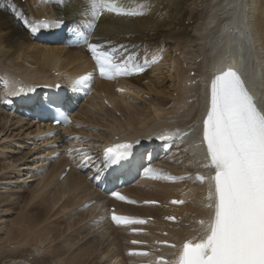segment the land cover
I'll return each instance as SVG.
<instances>
[{"label": "bare ground", "instance_id": "1", "mask_svg": "<svg viewBox=\"0 0 264 264\" xmlns=\"http://www.w3.org/2000/svg\"><path fill=\"white\" fill-rule=\"evenodd\" d=\"M199 1L207 3L206 5H208V3L214 4V0H117L119 6L124 7L125 9L145 11L146 14L129 17L114 16L104 13L97 22V26L94 30V33L92 34V37H95V40L92 42H103L105 43V48L123 44L127 46L129 51L138 53L141 61H143L145 58L152 60L153 56H156L157 58L160 57V60L162 59L161 61L158 60V62L160 61L161 63L152 66L149 70H145L139 75H134L130 78H124L121 80V83L125 86V91H127L125 95L123 93L116 94L113 90L114 85L111 82L97 81L94 83L92 86L94 89L93 95L86 98V101H84L85 103L80 104L78 109L73 112L72 117L74 119V123L64 130V132L71 133V131H73L76 132V134L80 133L83 129H73V127H76V121L77 125L87 124L89 127L90 125L108 127L107 123L110 124V122L103 121L104 118L97 115L94 111V108H99V111H105V113L108 112V110L103 108L105 106L101 102L103 97H107L112 108L116 109L122 115L125 114V116H127V118L125 116L123 117L127 119V121L125 120L126 125L124 126V123L118 122L117 127L119 128L115 129L117 131L114 132L116 134L103 133L102 130V133L94 135L88 130L83 131V133H89V135L94 136L95 139L97 137L98 139L96 140L99 141L100 144L110 140L115 136L120 137L123 140H136L142 137L139 132L142 128L138 127L145 126L144 128H146V125H150L152 120H158L160 117H165L166 115L168 116V114L174 113V110L176 108H180V106L184 107L186 104L185 100H188L187 97L189 94H187L185 91H180V81H184L185 87L188 89V91L194 92V94H198V92L203 90H201L202 86L199 84V82L196 84L194 83L196 86L191 85V83L189 86L186 85L187 81L192 80L187 78V76L184 77L180 71V67L176 63L177 59L172 56L173 52L178 49L180 50L182 44L195 39L199 40V42H203V45H198L201 46L198 51L202 56V64H199L200 68L198 67L197 72L199 79L203 78L208 84L210 79H212L215 74H218L220 71L231 67L233 69H238L241 76L247 81V83H249L251 87L256 86L253 84L260 83L264 90V0H243V2L248 1L247 5L245 4L247 8L244 7L243 10L242 8L237 9L235 6L238 0H236V2L225 0L227 1L226 5H222L223 2H225L224 0H216L218 3L213 5L211 10L213 11L212 14H216L214 17L217 18L212 19L213 17H210L207 14V17L200 21L202 23L199 24V26L197 24L199 27L198 31H200V33L198 36H194V34L192 35L190 33V29L193 28V24L186 25L185 21L192 20V23H195L196 25V20L201 14H203L204 11H193V9L188 7L190 3L191 5H196ZM149 2L152 5L150 9L140 8L141 4H147ZM81 7V0H64L63 4L58 3L57 0H11V3L9 0H0V65H2V67H9L11 71L10 73H5V71L2 69V72H0V89L4 88L1 86L3 83H5V91H3V96H1L2 91H0V108L3 110L6 108V106L1 104V101L3 99L12 97V92L21 89L22 91H28L30 89L37 90L38 87L48 85L53 87L56 81H60L61 83L68 82V80H65L64 77H66V79H72L75 75L81 74L90 69L91 63L88 61V56L84 47L63 48L57 41L50 42L49 39H37V36L42 34L41 31L35 34L31 32V25L34 24L35 21H39L41 19L47 20L46 15L49 17L48 21H52L50 18H53L52 16L54 15H56L58 19H69L70 22L90 19V17L77 15V13L80 12ZM215 10H217V12ZM245 12L246 21L243 18L240 21L238 16ZM23 14L26 15L25 18L22 17ZM232 14H236L237 19L235 17L233 18ZM205 16L206 15H204V17ZM23 25L27 28V30L22 27ZM214 27V32H217V41L215 40L216 43L213 46L209 47L208 45L207 47L206 43L211 42L213 37L211 36L212 40H209V42L206 41V37L209 38V33H213ZM220 31H222V33ZM218 32H220V34H218ZM252 40L260 42L259 46L256 47L254 53L252 54L253 63H251L249 57L247 56V53L253 44ZM131 45H133L132 48ZM205 47L207 48L205 49ZM257 48H260V50L258 49L259 51H257ZM243 50H245L244 55L242 52ZM255 56L258 57L256 58ZM28 64L30 66H28ZM253 64L258 65L257 67H260L258 71H261L258 73L260 76H257V72L254 69ZM253 71L256 74H254ZM56 72L58 75L54 76V73ZM252 76L255 77V79L257 76V81L255 80L254 83L252 81ZM4 77L8 80V82H5ZM174 91V101L169 105L170 110L166 111L164 107L170 103V97H172V93ZM199 94L200 96L198 95L199 97L197 96V99L202 98L201 93ZM148 95H151L152 98L146 99V96ZM126 99L127 102L130 101L129 99H131V101L132 99H143L142 101L145 100L147 103L144 102L145 105H142V103L140 105L138 103L133 105V107H129L130 105H126L130 104L131 102L126 104ZM200 100L204 102V99ZM261 107H264V105H261ZM193 109L194 106L192 104L189 105L188 109H185L184 114H189ZM147 113L149 115H146ZM11 115L12 114L9 112H5L3 118L7 119ZM179 115L180 113L178 116ZM12 116L15 119L14 122L16 125H18L17 123H19L21 120H24L20 118L18 114H14ZM110 118H113L114 120L117 119L111 115ZM167 118L168 117H166V119ZM157 120L155 121L156 123ZM193 120L199 122V119ZM26 123L32 128L30 131L31 134L33 133L32 131L37 130L42 134H44L43 132L47 133L49 131H54V128H46L45 125H35L31 122ZM184 124L179 123L177 124V127L184 128L186 131L189 129V127L188 125ZM22 128L27 130L28 126L27 128ZM5 129L6 125H0V131H4ZM21 129L20 131H22ZM148 129H151L150 131H154L158 128H153L152 125H150L148 128H146V130ZM58 137L59 135H55L50 142H54ZM48 139V137H43L41 138L42 142H40L43 143L48 141ZM181 140L182 143H179V141L175 142V145L179 143V150L176 152V154L179 155L178 157L180 160L176 162L174 161V163L180 164L179 169L182 170L183 168L190 171L196 170L197 166H199L194 163L196 159L189 157L190 151H193V145H187V143H183L185 138H182ZM77 142L79 143L76 144L80 145V142H83V140L77 139ZM189 146H192L190 148L191 150L188 149ZM5 148L6 147H4V149ZM91 149V153L94 154H97L99 151L96 145H92ZM14 150L12 151L14 152ZM25 154L27 153L25 152L24 155ZM195 154L197 153H194V155ZM22 158L23 157L20 156L16 158L15 156L12 159L14 160L13 162H17ZM168 158L171 159L168 161ZM168 158H158L156 159L158 162L155 161L153 165L157 169L161 170L162 168L159 167L160 163H166L169 166V162L174 160L172 159V156ZM43 163L44 162H42V164ZM54 163L55 169L50 171V174L48 177L46 176L47 179H45V181L43 179V182L45 183L43 187L44 190L42 189L43 192H41L42 194L34 195V191H28L27 188H22L20 197L24 198L25 193L29 194L30 199L32 201L33 199L35 200L32 205H34L36 201H38V205L35 204V207H28L26 210L20 212L14 221L12 220L9 222L6 216L11 213L12 205H15L16 207L17 205L13 203V201L10 202L6 195H1L2 193L0 194V241H3V245L5 244L6 247L7 245L18 243L21 244H18L19 246H24L25 244L38 246L51 245V248L49 249L50 252L47 251V253L49 252V255L46 253L47 256L43 255L41 259H35V257H32V259H34L31 260V264H36V262L39 263V261L50 262L48 260H52L63 255L68 249L71 248V244L73 245V242L71 243L73 234H66L64 240L62 239V242H59V240L57 242L56 240L59 234V222L61 221H59L57 218H54L55 216L53 214L51 215V211L57 205L59 199L61 200V194H74L75 192L88 189L91 192L93 199L96 201L94 205H92V208H94V210L91 212L92 214H94L98 209H100V211L102 210V206L98 208L100 206L98 201L101 199L104 200L105 198L101 192L94 189L93 185L87 181V177L89 175L75 173L73 170H70L68 174H66L64 180L60 181V183L58 181V177L56 178V181L59 183V185H57L55 192L47 191L48 189L46 187L49 186L50 181L56 174L63 171L61 170L62 167L68 164L65 160L62 162V158L61 161L59 160ZM171 165L173 167L175 166L171 163L170 167H172ZM167 172H170V170ZM179 180L180 182L176 181L173 184L161 181L142 180L139 182L141 186L137 187L133 185L127 187L125 190V192H129L128 195L137 196L138 201L156 200L161 203L160 206L138 207L118 203V208L137 217L155 218L156 224L152 223L148 225V228L153 232L152 238L161 236V232L165 230L168 233V236H161V239L170 240L176 244H180L191 237L195 240H198L204 229L197 223V219H201L206 222L207 216L210 213V208L207 206L209 205V202L205 198V195L209 194L208 182L205 181L203 183H198L194 180V175H191L189 179ZM181 180L185 182H181ZM27 196L28 195H26V197ZM171 198L182 199L184 202L180 206L172 205L169 203ZM15 200H17V198ZM71 203L70 199H66L64 202H62V208H67L69 205L72 207V205L79 203V200H75V203L72 205ZM166 215H174L175 217L180 215L182 216V220L177 223H171L169 220H165ZM47 217H52V219L54 218V221H49L48 223L41 225L44 221H47ZM75 224H77V222H75ZM110 229L113 231V238L117 245L114 243L112 244L114 245L115 249L118 246V252H115L114 255H111L110 260L113 259L112 261L115 263L116 260L119 259V255H122L125 258L124 264H128L129 262L130 264H134L139 260L147 259L125 255L126 250L129 249V245L126 244V241L130 238L127 232V227H115ZM78 231L83 233L85 231V227L83 228V231L82 229H79ZM193 231L197 232L193 233ZM63 234L65 233L62 232V235ZM125 236L129 238L127 239ZM55 241L57 243H55ZM6 247H0V256L2 255L3 258L6 259H13L14 257L21 256L22 252H24V250L22 252L20 250H14L16 251L14 252L13 249L11 251L8 250L10 251L8 252ZM65 248L67 249L65 250ZM7 249L9 248L7 247ZM95 251L96 246L94 244H91L90 246L83 245L79 248L78 252L76 251V253L69 254L70 256L63 263L100 264V261L94 259L98 258L94 257ZM24 253H26V251ZM173 253L174 250L163 249V254L167 256H172ZM3 262L5 263V260Z\"/></svg>", "mask_w": 264, "mask_h": 264}, {"label": "snow or ice", "instance_id": "2", "mask_svg": "<svg viewBox=\"0 0 264 264\" xmlns=\"http://www.w3.org/2000/svg\"><path fill=\"white\" fill-rule=\"evenodd\" d=\"M57 2L63 4L64 0ZM81 5L77 15L90 19L74 21L68 31L74 35L78 44L87 48L100 77L115 79L142 73L156 62V56L151 61L145 58L141 62L138 53L129 51L123 44L105 48L99 43L89 42L91 32L97 26L102 13L131 17L145 15V11H126L119 6L117 0H81ZM151 6L149 2L141 4L140 8L150 9ZM235 6L237 9L246 7L243 0H238ZM64 26L65 21L62 18L55 21L39 20L31 25V32L35 34L41 30H63ZM91 81V74L74 79L71 83L72 92L87 94ZM208 93L209 101L202 121L201 141L205 146L206 163L202 166L214 169V175L207 178L198 175L196 179L201 182L207 179L209 183L207 198L212 203L207 206L212 210V215L207 222H199L204 229V235L198 242L188 239L179 247L170 245L176 249L173 253L174 259L164 264H264V107H261L264 105V97L258 99L253 96L242 76L231 67L213 76ZM23 94L22 90L11 93L13 97ZM69 103L67 96L56 95L48 99L46 110L53 114L56 123L61 120L68 123L65 108ZM170 135L179 137L182 134L175 130L171 134H157L154 138L166 140ZM134 146L133 142L109 146L104 150L100 163H96L83 150L75 149L80 159L77 167H94L93 179L104 181L110 173L130 170L135 165ZM145 174L151 175L153 170L147 168ZM112 195L117 200L126 199L119 192H113ZM111 221L117 227L146 223L143 219L120 216L114 212ZM131 243L140 242L133 240ZM127 254L150 255L136 251H129ZM150 264L161 262L157 259L150 261Z\"/></svg>", "mask_w": 264, "mask_h": 264}, {"label": "rangeland", "instance_id": "3", "mask_svg": "<svg viewBox=\"0 0 264 264\" xmlns=\"http://www.w3.org/2000/svg\"><path fill=\"white\" fill-rule=\"evenodd\" d=\"M230 1L236 2V0H230ZM213 2H214V4L213 3H210V4L208 3V5H206L207 3H204L203 1H199L196 5H194V4L191 5V3L189 4L188 8L193 9V11H202V12L204 11L203 14L200 15L201 17L199 16V18L196 20L198 22V23L196 22V25H195V23H192V20L185 21L186 25L193 24L192 25L193 28L190 29V33L192 35L194 34V36H196V35L198 36V34L200 33V31H198V29H199L198 26H199V24L202 23L200 21H202L204 18H206L207 14L210 17H213L212 19H216L217 18V17L216 18L214 17L216 14H212L213 11L211 10V8L213 7V5H216V3H218V1L214 0ZM226 3H227V1L223 2L222 5H226ZM243 3L247 5L248 1L247 2H243ZM243 8H242V10H243ZM246 8H247V6H246ZM215 11L217 12V10H215ZM204 15H206V16L204 17ZM226 15H228V14H226ZM222 17L225 18L224 16H222ZM241 17L246 21V12L243 13L241 15ZM197 24H198V26H197ZM22 27L27 30V28L24 25ZM214 31H215V27L213 28V33L212 32H211L212 34L209 33V35H210L209 38L210 39L206 37V39H207L206 41H208V42H209V40L211 41L212 37H213V40L211 42L206 43L207 47H208V45H209V47L213 46L216 43V41H217V38H218L217 35H216L217 32L215 33ZM220 32L222 33V31H220ZM220 32H218V34H220ZM214 38H216V39H214ZM252 39H254V38H252ZM254 40H256V39H254ZM254 40H252V42H253L254 51H255L256 47L259 46L260 42L259 41L257 42V41H254ZM200 42H202V41H200ZM200 42H199V40H196V39L192 40V41H189V42H185V44H182V46L180 47V50L179 49H178L179 51L176 50L175 52H173V55H172V56H174L177 59L176 63L180 67V69H181L180 71L184 75V77L187 76V78H189L191 80H194L195 78H197V80L199 79V77L197 76V72H198V67L200 68L199 64H202V60H201L202 56H201V54H199V51H198V49L201 46H198V45H201V44L203 45V42L202 43H200ZM207 47H205V49ZM258 49L260 50V48H257V51H259ZM255 54L258 55L257 53H255ZM186 56H188V57H186ZM255 57L257 58L258 56H255ZM28 66H30V65L28 64ZM257 66L258 65H255L256 72H258L259 69H260V67H257ZM2 69H3V71H5V73H10L11 72L9 67H6V66L2 67V65H0V72H2ZM260 72H258V73H260ZM253 73L256 74L254 71H253ZM63 76H65V75H63ZM258 76H260V74H258ZM0 78H1V76H0ZM4 79H5V82H8V80L5 77H4ZM204 81L205 80L203 78H200L199 81H197L202 86L201 90L205 87ZM197 82H195V84ZM190 83H191V81H187L186 85L189 86ZM201 83H203V84H201ZM205 83H206V81H205ZM4 85H5V83H3V85L1 86V87H4V88L0 89V91H2L1 92L2 93L1 96L4 95V92H3V91H5V86ZM191 85H194V83H191ZM180 86H181L180 91H183V92L185 91V92H187V94H189V96L187 97L188 100H185L186 104L184 105V107L180 106V108H176L174 110V113L168 114V116L166 115L165 117L158 118V120L157 119L152 120L150 125H152L153 128L160 129L161 127H166V126H177V124H179V123H182V124L185 123L184 125H188V127H190L191 124L193 122H195V120H192V119H193V117L195 115H197V113H199V111H200V109L202 107L203 102L200 99H202V100L204 99L203 93H202V91L198 92V94L197 93L194 94V92H191V91L189 92L188 89L185 87L184 81H180ZM194 86H196V85H194ZM259 87H260L259 88V92L262 94V97H264V95H263L264 94V90L261 87L260 83H259ZM199 93H201V97L202 98H198L197 99V96L198 95L200 96ZM1 96H0V98H1ZM173 97H175V91L172 93V97H170V99H171L170 103H168L167 106L164 107L166 111L170 110L169 105L173 103V101H174ZM148 98L150 99V98H152V96L151 95L150 96L149 95L146 96V99H148ZM129 100L130 101L127 102V99H126V104L131 102L130 104H128L126 106L130 105L129 107H131V106L133 107V105H136L138 103L140 105H141V103H142V105H145L144 104L145 100L142 101L143 99H136V100L132 99V101H131V99H129ZM84 101H86V99L83 100L82 102H80L79 105L82 104V103H85ZM145 103H147V102H145ZM191 104L194 106V109L189 114L185 115L184 114L185 113V109H188V106L191 105ZM78 107L76 108V110L78 109ZM103 108L108 110V112L105 113V111H99L98 110L99 108H94V111L96 112L97 115H99L102 118H104L103 121H109L111 126H110L109 123H107L108 127L91 126L90 125L91 126L90 128H94L95 129L94 131H92L91 134H93V135L94 134H98V133L100 134V133H102V131H103V133H107V134L108 133L109 134L110 133L116 134L114 132L117 131L115 129L119 128V127H117L118 126L117 125L118 122L119 123H121V122L124 123V126H125L126 125V121H127V119H126L127 116H125V114L122 115L120 112H115L117 110L114 109V108H112L113 110L105 108V107H103ZM6 110H7L6 108L4 110L2 108H0V125H3V124L6 125V129L4 131H0V194L2 193L1 195H3V194L6 195L10 202L13 201V203H15L17 205V207L15 205H12L11 213L8 216H6L7 220H9V222H11L12 220L14 221V219L17 217V215L20 214V212L26 210L28 207H35V204L38 205V201H36V203L34 205H32V203L35 200L33 199V201H32L30 199L29 194L25 193V197L24 198L20 197L22 188H24V189L27 188L28 191H34V195L42 194L41 192H43V190H44L43 187H44V183H45V182H43V179L45 181V179H47L48 175L50 174V171L52 169L53 170L55 169L54 168V164H55L54 162H57L59 160L61 161V158H62V162L65 160L66 163H68V161L66 159H64L63 157H58L57 159L54 158V159L50 160L49 159L50 156H51L50 154L55 151V148L54 147L51 148V147L45 146L44 144L47 141H45L43 143H41L40 141H37V137L39 135H41L42 133L37 130V131H32L33 133L31 134L30 131L32 130V128L29 125H27V123L24 120H21L19 123H17L18 125H16V123L14 122L15 119H14V117L12 115L9 118L4 119L3 117H4L5 112L8 113V111H6ZM175 111H177V112H175ZM179 113H180V115L178 116ZM109 114L111 116L117 118V119L114 120L113 118H110ZM146 115H149V114L147 113ZM124 116L126 118H123ZM166 117H168V118L166 119ZM156 120H157V123L155 122ZM153 121H154V123H153ZM191 121H193V122L191 123ZM8 125H9V127H8ZM78 125L80 126L82 124H78ZM147 125H146V128H148L150 126L149 124H147ZM27 126H28V128H27ZM22 127H26L27 130H25V128L23 129ZM144 127H138V128H142L139 131L140 135H144L145 132L148 133L151 130V129L150 130L149 129L146 130V128H144ZM20 129L22 131H20ZM142 130H144V131H142ZM184 131L185 130H183L182 132H184ZM15 132H16V134H15ZM196 132H197V127H194V129L192 130L193 135ZM43 133L46 134L45 132H43ZM70 134L76 135V132L71 131ZM88 138H92L94 140L98 139L97 137L95 139L94 136H91V135H88ZM183 138H185V137H183ZM181 141L182 140L180 139L179 143H182ZM97 142H98L97 140H96V142L94 141L95 144H100L99 142L98 143ZM51 143H53V142H51ZM75 143H79V142H77V139H75ZM80 143H81L80 145H84V143H82V142H80ZM179 143H177V146L175 147L178 150H179V148H178ZM48 144H50V142H48L47 145ZM194 144H197V143H194ZM91 145H94V144L91 143ZM4 147H6V148L4 149ZM191 147L192 146H189L188 149H190ZM199 147H197V145H193L192 154L193 155H194V153H197V154H195L194 156L192 155V157L196 159L194 163H196V165H199L197 167L200 168V169H203V166H202L203 165L202 164V160L203 159L201 157L202 155L200 154V148ZM50 149H54V151L50 152ZM12 150H14V152H16V153H14ZM177 151H175V152H177ZM25 152L27 154L24 155ZM11 155H13V156H11ZM175 155H176V157H175L176 159L174 158ZM15 156H16V158L19 157V156L23 157V158L20 161L13 162L14 160L12 158L15 157ZM171 156L173 157L172 159H174V160H171L172 162H169V163L170 164L172 163L173 165H175L174 167L172 165H171L172 167H170V164H169V166H167V169H169L171 173L167 172L169 170H166L165 168H162L160 171H162V172H164L165 174H168V175H170L172 173H173V175H179V176L184 175V174H188L189 177L191 175H194L195 173H198V172H196V170H193L194 171L193 172V171H190V170H185L184 168H183V170L179 169V165L180 164H177V163L175 164L174 163V161L176 162V161L180 160L179 157H178L179 155L175 153L174 155H171ZM170 159L171 158H168L167 160L169 161ZM42 162H44V163L42 164ZM156 162H158V160H156ZM164 164H166V163H164ZM177 166H178V168H177ZM63 169H64V167L61 168V170H63ZM176 169H178V170H176ZM174 171H175V173H174ZM203 172H207V171H203ZM59 175H60V173L56 174L54 176V178L50 181L49 186L46 187L48 189L47 191H50V192H55L56 191L55 189L57 188V185H59L60 181L64 180V179L58 180L59 181V183H58L56 181V178ZM65 177H66V175H65ZM177 181L180 182V180H177ZM181 182H185V181L181 180ZM131 186H133V185H131ZM134 186L138 187V186H141V184L138 182V184H136V185L134 184ZM39 190H40V192H39ZM126 193L129 194V192H126ZM26 195H28V196L26 197ZM129 196H131L132 198L134 197V199H136V200L138 198L135 195H129ZM16 198H17V200H15ZM60 198H61V200L59 199L57 205L55 206L56 208L54 207L53 210L51 211L52 212L51 215L53 214L55 216L54 218H57L59 221H61V222H59V230H58V233L60 235L58 234V237L56 238V240H57V242H58V240H59V242H62L64 240V237H65L66 234H68V233L70 235L73 234L72 240H71V243L73 242V245L71 244V248L68 249L63 255H61V256H59L57 258H54L52 260H48L50 262L39 261V263L36 262V264L37 263L38 264H64L63 262L67 260V258L70 256L69 254L76 253V251L78 252L79 248L81 246H83V245L90 246L91 244H94L96 246V251H95L94 257H98V258H94V259L100 261L101 262V263L99 262L100 264H107V263L110 264V261H111V264H116V263L117 264H122V263L124 264L125 258L122 255H119V259H117L115 263L112 261L113 259L110 260L111 255H114L115 252H118V246L115 249L114 245L112 244V243H114L115 245H117L115 243V241H114V238H113L112 229H111V231H112L111 232L108 229H106V225L103 226V223L100 224V225H97L96 223L93 222V219L97 216V214H102V212H104L107 209L109 204L105 205V201L104 200H102V199L99 200L98 202H99L100 206L98 208H100L102 206V210L100 212H98L97 214H95L96 212L94 214L91 213L92 210H94V208H92V205H94V203L91 206H89V207H87L85 209L79 210V207H80L79 205H81V203H84L87 200L88 201L93 200V196H92L91 192L88 189L75 192L74 194L73 193L72 194H66V195L65 194L64 195L61 194ZM66 199H70V203L71 202L75 203V200H79V203H77L75 205H72L73 203H71L72 207H70V205H69L68 207L66 206L67 208H62L63 207L62 206V202H64ZM82 200H83V202H82ZM139 200H140V198H139ZM103 204H104V206H103ZM81 213H83V214H81ZM90 214H92V215L89 216ZM76 218H78L80 221L78 219H76ZM81 218H82V220H81ZM53 219H52V217L48 218L47 221H44L41 225H44V224L48 223L49 221H54ZM75 222H77V224H75ZM198 224H200V223H198ZM102 226H103V228H102ZM84 227H85V231L83 233H80V231H78V230L82 229V231H83ZM86 231H87L88 234L86 233ZM62 232H64L65 234L62 235ZM109 233H111V234H109ZM125 237H127V236H125ZM128 238L129 237H127V239ZM111 239H113V240H111ZM1 241H0V247H4L5 248L6 247L5 244L3 245V241H2V244H1ZM57 242L55 241V243H57ZM64 243H66V242H64ZM18 244H20V243H18ZM18 244L7 245V247L9 249H7V247H6V250L7 251L8 250L11 251L13 249V251L14 250H20L21 252L24 250V252L26 251V253L22 252V255H21L22 257L18 256V257H14L13 259L12 258H7L8 260L6 258H3V256L1 255L0 256V264H19V263L31 264V262H32L31 260L34 259V258L32 259V257H35V259L36 258H40L41 259L43 255H45V256H47V254L49 255V252H50L49 249L51 248V245L50 246H38V245H32V244H28V245L25 244L24 246H19ZM130 247L131 246L129 245L128 248H130ZM15 248H17V249H15ZM66 249L67 248H65V250ZM110 249H111V251H110ZM10 251H8V252H10ZM47 251H49V252L47 253ZM14 252H16V251H14ZM3 259L5 260V263L3 262L4 261ZM29 261H30V263H29Z\"/></svg>", "mask_w": 264, "mask_h": 264}]
</instances>
